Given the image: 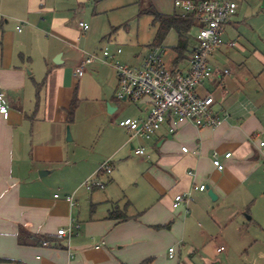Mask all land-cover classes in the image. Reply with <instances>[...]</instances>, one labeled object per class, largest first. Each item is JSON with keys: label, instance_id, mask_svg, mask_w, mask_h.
<instances>
[{"label": "crops", "instance_id": "crops-1", "mask_svg": "<svg viewBox=\"0 0 264 264\" xmlns=\"http://www.w3.org/2000/svg\"><path fill=\"white\" fill-rule=\"evenodd\" d=\"M142 1L0 0V88L8 108L7 118L0 115V264H226L228 219L264 199V34L243 27L244 35L234 34L246 0L209 59L212 78L196 89L213 97L221 123H185L173 134L164 126L148 140L117 124L144 117L149 105L138 102L136 114L125 111L115 99L113 68L116 61L140 64L145 54L128 59L122 50L115 54L119 44L95 46L112 44L113 11ZM85 11L94 24L78 19ZM105 49L114 54L112 62L102 61ZM189 53L176 65V53L166 63L186 71ZM90 54L97 59L77 77L76 67ZM214 156L223 170L213 166ZM108 159L112 172L98 173ZM92 178L104 188L86 190ZM195 185L206 189L194 191ZM177 195L188 203L174 207ZM115 210L128 219H109ZM60 229L69 235H58ZM172 245L177 249L169 258Z\"/></svg>", "mask_w": 264, "mask_h": 264}, {"label": "built area", "instance_id": "built-area-1", "mask_svg": "<svg viewBox=\"0 0 264 264\" xmlns=\"http://www.w3.org/2000/svg\"><path fill=\"white\" fill-rule=\"evenodd\" d=\"M243 0H174V9L181 16H192V28L197 30L194 36V45L188 55V68L183 71L178 66L168 65L163 58L161 47H151L139 65H125L114 62L113 68L117 76L115 99L131 103L147 102L149 112L142 118H124L118 121V126L127 130L133 137L140 136L151 139L164 126L169 134L175 133L183 124L190 123L197 128H215L221 119L213 111L214 99L211 95L199 96L196 89L213 75L209 59L220 48L224 41L223 29L227 21L232 18L238 9L239 2ZM84 30L86 24L80 23ZM229 46H235L231 42ZM121 49H116L115 54H120ZM103 62H112L114 54L108 49L101 52ZM97 59V55H88L75 69V75L81 77L85 66ZM228 74V70L223 71ZM0 115L8 116V108L4 103V94L0 88ZM264 149V141L260 143ZM187 153V148H182ZM135 153L144 156L143 149H136ZM230 153L224 158H229ZM213 166L221 171L224 166L221 160L214 156ZM98 173L109 175L112 172L110 160L103 161ZM86 190L104 188V183L97 178L86 180ZM206 186L195 185L194 191H205ZM57 197V195H56ZM66 200L73 204L71 197ZM188 203L185 195L174 198V207ZM69 231V230H68ZM64 229L58 230L60 236H68ZM223 247L217 249L222 252ZM173 248H169L168 256L173 257Z\"/></svg>", "mask_w": 264, "mask_h": 264}, {"label": "rangeland", "instance_id": "rangeland-1", "mask_svg": "<svg viewBox=\"0 0 264 264\" xmlns=\"http://www.w3.org/2000/svg\"><path fill=\"white\" fill-rule=\"evenodd\" d=\"M131 3L133 2H130L129 5L124 8L113 11L110 15V19L114 23V28H110L108 31V34L111 33L112 44L107 46L105 40L100 43L94 41L95 46H106L109 50H112L114 44H119L122 48L123 55L128 59H131L133 53H139L138 55L140 56L147 54L149 50L147 46L152 44L155 26L152 24L151 16L142 15L140 12L147 9L149 6H152L158 11L170 12L174 9V0H149L148 3L146 0H143L139 2V6ZM80 18L90 25L95 22L94 19H89L88 11H85L84 15L79 16L78 19ZM239 20L238 28H236L234 34L242 33L241 27H243L248 29L251 34L263 35L264 0H246L241 6ZM250 28L252 31H250ZM196 32L197 30L195 28L191 29L190 42L188 44L190 46L188 48L189 50L191 46L193 47V37ZM176 43V34L174 31H170L161 44L165 62L170 61L174 57L175 53L173 47ZM92 45H94V43ZM126 62L129 65H139V60L134 61L131 59ZM184 63L185 62L181 63V67L184 66ZM122 102L123 103L120 104L124 107L125 111L137 113L138 104L128 101ZM260 200L262 202L264 199H258L257 202L250 206L246 215L242 212H236L234 215L235 217L231 216V218L228 219L222 233L224 239H227L229 243V246L225 244L226 250L223 255L227 253V250L231 252L230 261L229 263L226 261V264H264V203H261ZM237 241L243 242L240 243ZM171 247L174 250L177 249L174 245Z\"/></svg>", "mask_w": 264, "mask_h": 264}, {"label": "trees", "instance_id": "trees-1", "mask_svg": "<svg viewBox=\"0 0 264 264\" xmlns=\"http://www.w3.org/2000/svg\"><path fill=\"white\" fill-rule=\"evenodd\" d=\"M140 14L149 15L152 17V24L155 26V34L150 47H161L164 39L170 31H174L177 37V43L173 47L176 53V59L174 64H178L189 53L188 50V36L192 29V16H181L180 14L173 13L172 15H164L157 12L152 6L144 9ZM76 108L75 100H73L71 106L67 111L68 121L71 122L73 114ZM111 220L125 221L127 216L119 212L118 210L112 211L108 216ZM151 259H147L142 264L150 262Z\"/></svg>", "mask_w": 264, "mask_h": 264}, {"label": "water", "instance_id": "water-1", "mask_svg": "<svg viewBox=\"0 0 264 264\" xmlns=\"http://www.w3.org/2000/svg\"><path fill=\"white\" fill-rule=\"evenodd\" d=\"M108 113H110V106H108ZM66 140H71L70 132H69L68 129H67V132H66ZM207 194L212 200L215 199V196H214V194H213V192L211 190H208Z\"/></svg>", "mask_w": 264, "mask_h": 264}]
</instances>
